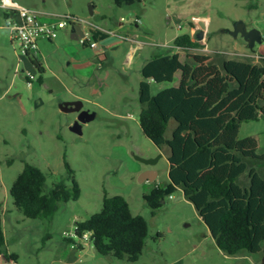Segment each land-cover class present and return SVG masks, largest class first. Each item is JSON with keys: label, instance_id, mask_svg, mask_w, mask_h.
<instances>
[{"label": "rangeland", "instance_id": "374dc122", "mask_svg": "<svg viewBox=\"0 0 264 264\" xmlns=\"http://www.w3.org/2000/svg\"><path fill=\"white\" fill-rule=\"evenodd\" d=\"M47 1L59 13L70 6L73 13L84 10V14L90 13L93 2L100 12L112 13L116 19L124 17V24L129 19L125 13L134 9L142 17L138 40L146 44L129 58L130 44L114 33L108 41L113 44L109 57L101 55V67L95 77H90V84L86 81L81 85L62 73V69L71 75L75 73L66 66L68 55L75 53L68 48L71 46L61 43L59 47L42 48L40 57L48 69L59 71L66 88L83 97V110L96 115L82 126V134L78 135L70 130L77 114L64 113L59 108V100L73 99L71 92L63 90L62 95L55 97L46 87L29 89L25 81L15 77L14 47L20 53L18 43L13 45L10 37L2 36L0 87H6L15 78L14 91L22 94L21 102L13 98V92L0 99V203L8 209L6 239L8 249L19 257L18 264H235L217 249L194 205L181 193L166 198L156 211L144 200V195L150 194L156 185L168 183L169 150L159 149L141 130L139 85L142 65L154 48L172 46L177 36L189 32L194 38L198 35L197 30H191L192 17L207 18L210 22L208 28L198 24L199 29H207L204 47L181 51L183 60L188 53L210 54L216 50L231 59L246 58L257 63L264 56V42L250 50L242 36L233 38L227 31L233 30L236 21H243L248 29L259 30L264 38V0H145L133 8H118L114 0ZM5 58L7 64H1ZM48 76V82L56 81L51 72ZM179 81L177 73L172 83H151V93L156 95L176 87ZM174 127L175 122L171 121L167 138ZM248 137L257 139L264 151L263 119L242 123L239 138ZM136 157L156 162L147 165ZM65 162L80 186L79 200L61 203L50 220L26 219L9 194L24 164L38 167L46 176V190H50L62 181L72 186ZM146 173L155 174L154 180L140 182ZM105 195L124 197L133 215L142 216L148 223L146 245L135 263L100 256L90 243L83 250L74 251L73 243L64 240L66 234L74 233L77 222L101 211Z\"/></svg>", "mask_w": 264, "mask_h": 264}, {"label": "trees", "instance_id": "16d2710c", "mask_svg": "<svg viewBox=\"0 0 264 264\" xmlns=\"http://www.w3.org/2000/svg\"><path fill=\"white\" fill-rule=\"evenodd\" d=\"M144 1L114 0V4L132 8ZM202 47L197 37L179 35L172 47H159L141 68L139 125L155 146L169 150V181L156 185L144 200L156 211L166 198L181 193L194 205L219 251L260 256L264 264V151L257 139L239 138L242 123L264 120V56L254 63L216 50L188 53L184 60L180 55ZM31 63L41 84L43 67L36 60ZM177 73L178 86L152 95L151 83H172ZM171 121L175 127L167 138ZM65 166L72 186L62 181L46 190L45 174L24 164L9 194L26 219L50 220L61 203L79 200L80 186L67 162ZM3 219L0 203V256L8 264H18V255L8 249ZM86 233L98 255L135 263L149 228L142 216L133 215L124 197L105 195L99 213L76 223L75 236ZM64 240L76 244L74 238Z\"/></svg>", "mask_w": 264, "mask_h": 264}, {"label": "crops", "instance_id": "0c3cea01", "mask_svg": "<svg viewBox=\"0 0 264 264\" xmlns=\"http://www.w3.org/2000/svg\"><path fill=\"white\" fill-rule=\"evenodd\" d=\"M14 1L25 8L34 10L37 13H39V17L41 18V20L46 23H53L62 16H72L89 22V25H86L84 23H78L70 27H67L63 30H59L57 38L52 41H48L45 39H40L41 41L39 40L41 44L39 49L40 51L38 52L36 61L43 67L44 70L41 84H38L37 82L32 85L28 84L26 73L27 72L37 73V69L31 63V60L29 58L21 56L20 53H18V51H16L14 47V54L17 56V62L14 65V68L15 70L17 68L19 69V73H16L17 75H15V77L17 78L20 77L21 80L25 81L29 89L34 90V88L39 89L46 87L47 89H51L50 94L55 97L56 95L58 97L62 95V93L64 92L63 90H68L69 92H71L70 89L66 88V84L63 81V75L59 74V71H55L51 69V67H49L48 69L47 65L43 61L44 59L40 57L42 56L40 55L42 48L49 46L59 47L61 43L64 46H71L68 48L70 49L73 48L75 53H70L68 55L69 62L66 66L68 68L72 67L75 70V73L74 75H71L70 73H67L68 71L66 69H62L63 70L62 73H64V75L67 76L69 79H71L75 84H80V85L84 84L86 81L89 82L88 84L91 83L92 78L90 77L92 76L94 78L96 75L95 73H97V69L101 67V63H100L101 55H104L106 59L109 57L110 48L112 47L113 44L109 43L108 41L110 40L111 36L114 35V33H117L119 38L120 36L125 35L129 39V40H124L126 43L130 44V51L128 54L129 58H132L133 53H135L140 48H142V45L138 43L140 42L138 40V30L140 29V25H138L135 22L137 18L142 19V17L140 13H138V11L134 9H129L128 12L125 13V16L129 19L125 21L124 24V21H122L124 17H120L119 19L118 18L116 19L115 17H113L112 13L100 12L97 9L95 3L93 2H92L93 14L90 15V13L84 14V10H82V12L80 13H73L74 11L70 6L64 7V12L59 13L56 7L50 6L48 4L47 0H14ZM116 30H119V32H116ZM0 31H2V35H0V40L2 39V36L4 34L7 37H10L11 40V31L8 27L7 19L2 9H0ZM39 41H38V47H39ZM69 41H71L72 43ZM102 42L103 44L107 42L106 43L107 45H103ZM11 43L14 45V42H12V40ZM91 43H96V48H92L90 46ZM134 44L136 46H133ZM172 46H168V47H172ZM160 50H161L160 48H154L152 50L150 57L145 61V63L151 58V56L156 51H160ZM19 59H21V61H19ZM7 61H8L7 58H5L3 61H1V64L3 63L6 65ZM48 72L52 73V77L56 80L55 82L54 81L51 83L50 81L48 82L49 80ZM16 85H17V80H15L14 78L9 85H6V87H0V99L4 98L5 96L13 92L14 95L13 98L18 99L19 102H21L22 94L20 92H17V90L14 91V87ZM71 95L73 99L69 101L59 100L60 101L59 103L61 104L63 102L84 100L83 97L79 94L71 92ZM3 210H4L3 226L5 231V226L8 222V220L5 218V213L8 212V209L6 206L5 207L3 206ZM229 257H231V259L234 261L235 264H260V256H253L243 253L240 255L229 256ZM2 264H8V263L3 261Z\"/></svg>", "mask_w": 264, "mask_h": 264}, {"label": "built area", "instance_id": "2783aa9c", "mask_svg": "<svg viewBox=\"0 0 264 264\" xmlns=\"http://www.w3.org/2000/svg\"><path fill=\"white\" fill-rule=\"evenodd\" d=\"M0 9H2L5 14H9L7 24L11 31L12 42L18 43L20 55L30 60H36L37 58L39 52L38 41L40 39L52 41L57 38L59 30H63L78 23L89 25V22L72 16H62L53 23H46L41 20L39 13L19 5L14 0H0ZM122 21H124V19ZM135 22L140 25L142 20L137 18ZM191 22L194 24L191 30L205 32V36L201 40V43L205 42L207 29H199L198 24L203 23L208 28L210 20L207 18L192 17ZM120 38L129 40L125 35L120 36ZM138 43L142 46L146 44L145 42ZM90 46L96 48V43H91ZM19 61H21V59H19ZM16 73H19L18 68L16 69ZM26 78L28 84L32 85L37 82L38 73L27 72ZM65 237L77 239L78 242L76 241V244H73L74 250L79 249L81 246L85 248L89 246L90 243V233L84 234L82 238H77L74 231L72 234H66ZM3 261L4 260L0 256V264H2Z\"/></svg>", "mask_w": 264, "mask_h": 264}, {"label": "water", "instance_id": "95a60500", "mask_svg": "<svg viewBox=\"0 0 264 264\" xmlns=\"http://www.w3.org/2000/svg\"><path fill=\"white\" fill-rule=\"evenodd\" d=\"M93 14L92 9L90 10V15ZM229 35L233 38H237L239 35L242 36L244 41L247 43L250 50L254 49L256 44H262L263 36L261 32L257 29H248L247 25L243 21H236L233 26V30L227 31ZM205 36V32L201 31L197 35V39L201 41ZM61 112L64 113H76L77 118L74 123L70 126V130L78 135L82 134V126L86 123L91 122L95 119V113H90L83 110V101L76 100L71 102H63L59 105ZM138 161L143 162L147 165L155 164L156 160H145L139 157H136ZM155 174L146 173L140 177V182L145 180H154ZM183 196V195H182Z\"/></svg>", "mask_w": 264, "mask_h": 264}, {"label": "flooded vegetation", "instance_id": "af4514ba", "mask_svg": "<svg viewBox=\"0 0 264 264\" xmlns=\"http://www.w3.org/2000/svg\"><path fill=\"white\" fill-rule=\"evenodd\" d=\"M76 120V119H75Z\"/></svg>", "mask_w": 264, "mask_h": 264}]
</instances>
